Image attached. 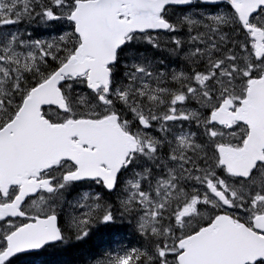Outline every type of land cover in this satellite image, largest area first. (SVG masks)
<instances>
[{
  "label": "snow or ice",
  "instance_id": "1",
  "mask_svg": "<svg viewBox=\"0 0 264 264\" xmlns=\"http://www.w3.org/2000/svg\"><path fill=\"white\" fill-rule=\"evenodd\" d=\"M0 264H264V0H0Z\"/></svg>",
  "mask_w": 264,
  "mask_h": 264
},
{
  "label": "trees",
  "instance_id": "2",
  "mask_svg": "<svg viewBox=\"0 0 264 264\" xmlns=\"http://www.w3.org/2000/svg\"><path fill=\"white\" fill-rule=\"evenodd\" d=\"M36 33L38 32V29H35ZM39 35V33H37ZM120 227H123L122 225ZM115 230L114 228L107 229L101 232H98L93 238L88 242L87 245H85L82 249L73 251L65 255L63 258L66 260H76L79 261L80 259H87L89 255L95 254L96 249L100 247L99 243L101 240V237H105L106 234H109ZM96 239L97 241H93Z\"/></svg>",
  "mask_w": 264,
  "mask_h": 264
},
{
  "label": "bare ground",
  "instance_id": "3",
  "mask_svg": "<svg viewBox=\"0 0 264 264\" xmlns=\"http://www.w3.org/2000/svg\"><path fill=\"white\" fill-rule=\"evenodd\" d=\"M121 226V224H119V227ZM122 226H129V225H127L126 223L125 224H123ZM114 231V230H113ZM113 231L112 232H110L109 234H106L105 235V237H109L112 233H113ZM103 239H104V237H101V240H100V243H99V245H100V247L98 248V250L96 249V251H100V250H104L105 248L103 247V245H105L104 244V241H103ZM93 241H97L96 239H94ZM96 254V253H95ZM64 259V258H63ZM66 260V259H65Z\"/></svg>",
  "mask_w": 264,
  "mask_h": 264
},
{
  "label": "flooded vegetation",
  "instance_id": "4",
  "mask_svg": "<svg viewBox=\"0 0 264 264\" xmlns=\"http://www.w3.org/2000/svg\"><path fill=\"white\" fill-rule=\"evenodd\" d=\"M42 32H44V33H45V31H42ZM128 230H129V228H125V235H126V236L130 234V232H129ZM119 235L121 236V234H119ZM126 236H125V238H124V241H126V240H127V239H126ZM121 240H122V238H121V237H117V238H115V241H116L117 243H120V242H121Z\"/></svg>",
  "mask_w": 264,
  "mask_h": 264
}]
</instances>
